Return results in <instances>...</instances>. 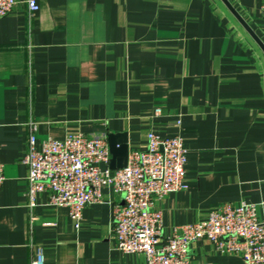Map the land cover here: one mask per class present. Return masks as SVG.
Returning <instances> with one entry per match:
<instances>
[{
	"label": "crops",
	"instance_id": "crops-1",
	"mask_svg": "<svg viewBox=\"0 0 264 264\" xmlns=\"http://www.w3.org/2000/svg\"><path fill=\"white\" fill-rule=\"evenodd\" d=\"M17 1L0 19V264H30V244L43 264H145L115 248L111 188L78 226L45 193L29 210L31 125L37 150L71 134L124 133L129 152L180 136L185 188L155 202L161 238L226 203L264 223V54L221 0H35L32 14ZM227 1L264 44V0ZM188 264L245 263L197 241Z\"/></svg>",
	"mask_w": 264,
	"mask_h": 264
},
{
	"label": "built area",
	"instance_id": "built-area-1",
	"mask_svg": "<svg viewBox=\"0 0 264 264\" xmlns=\"http://www.w3.org/2000/svg\"><path fill=\"white\" fill-rule=\"evenodd\" d=\"M18 3L0 0V19ZM24 3L29 14L38 9L35 0ZM261 14L264 17V2ZM34 130L31 125L23 158L29 210L35 207L36 196L45 193L47 204L66 208L78 226L83 209L100 202L101 190L107 187L122 196V203L114 206L111 233L115 248L123 254H140L145 264H188L190 245L207 241L245 264H264V223L251 203L222 204L210 211L206 220L176 226L170 236L161 238L162 210L155 202L185 188L186 150L180 136L162 138L149 133L145 149L128 152L126 165L110 170L106 135L47 138L37 150ZM3 182L0 165V190ZM30 247V264H43L42 248Z\"/></svg>",
	"mask_w": 264,
	"mask_h": 264
},
{
	"label": "water",
	"instance_id": "water-1",
	"mask_svg": "<svg viewBox=\"0 0 264 264\" xmlns=\"http://www.w3.org/2000/svg\"><path fill=\"white\" fill-rule=\"evenodd\" d=\"M221 2L232 13V15L243 25L245 30L249 33V35L257 43V45L259 46V48L262 50L264 54V44L262 43V41L244 23V21L241 19V17L237 14V12L233 9V7L229 4L227 0H221ZM106 141H107L108 149L111 155V159L109 162V169L115 170V169L123 168L127 163L128 152H129L128 146H127L126 134L124 133L107 134Z\"/></svg>",
	"mask_w": 264,
	"mask_h": 264
}]
</instances>
